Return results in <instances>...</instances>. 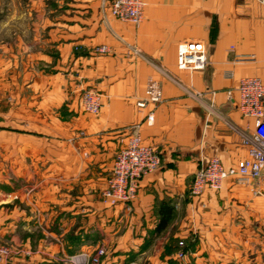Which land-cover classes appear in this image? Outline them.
<instances>
[{"label":"crops","instance_id":"obj_1","mask_svg":"<svg viewBox=\"0 0 264 264\" xmlns=\"http://www.w3.org/2000/svg\"><path fill=\"white\" fill-rule=\"evenodd\" d=\"M110 2L21 0L15 7L36 14L0 20V193L20 201L8 222L23 227L37 216L39 230L53 233L62 255L36 264L100 248L102 264H264V196L233 179L221 191L190 193L205 162L232 168L248 157L243 136L254 124L239 110L237 89L248 77L264 83V5L144 0L136 26L114 18ZM187 42L205 45L203 71L178 69ZM150 79L163 91L153 126V106L137 107ZM89 89L102 95L98 116L80 106ZM136 126L161 165L127 210L101 196Z\"/></svg>","mask_w":264,"mask_h":264},{"label":"built area","instance_id":"obj_2","mask_svg":"<svg viewBox=\"0 0 264 264\" xmlns=\"http://www.w3.org/2000/svg\"><path fill=\"white\" fill-rule=\"evenodd\" d=\"M264 5V0H257ZM111 15L119 21L130 22L136 26L145 19L146 5L144 0H111ZM99 53H106V47L99 48ZM231 53H234L232 48ZM236 63L255 61L253 56H235ZM208 64L207 51L204 44L199 42L180 43L178 47V69L181 71H203ZM239 93V110L243 117L253 121L254 130L250 135L243 136V144L248 146V157L241 160L236 167L226 168L218 158L210 159L202 164L190 185L193 197H201L206 190L221 191L228 179H233L238 185L249 188L255 196H264V83L257 77L241 79L237 89ZM232 98L231 93L228 95ZM82 109L93 116H98L103 107L102 95L95 90H85L79 99ZM163 103V91L160 83L150 79L146 86L145 98L137 103L143 112L149 105L154 110L146 117L148 126H153L155 110ZM161 165L160 153L153 147L143 143L140 126L133 128L126 144L118 152L111 175L106 182V189L102 192V200L106 204L116 207L124 205L131 210V204L137 197L140 181L147 175L159 169ZM6 201L12 195L5 197ZM183 246V243H180ZM8 251H0L8 255ZM105 255L101 248L95 255H76L70 258L73 264H100ZM184 253L178 258L183 259Z\"/></svg>","mask_w":264,"mask_h":264},{"label":"rangeland","instance_id":"obj_3","mask_svg":"<svg viewBox=\"0 0 264 264\" xmlns=\"http://www.w3.org/2000/svg\"><path fill=\"white\" fill-rule=\"evenodd\" d=\"M16 1L19 2L21 0H0V20L5 16H27V14L33 16L36 14L37 8L15 7V5L17 6V4L14 3ZM10 194L11 193L5 192L0 193V251H8V255H2L3 259L0 261V264H24L25 262H27V264H36L38 261H41L39 259L41 256L45 257L46 260L55 261L54 258L56 257L58 260V256H60L61 253H59V250L54 244L56 240L52 238L53 233L39 230L41 228H39L37 216H32L28 225H23V227H21V225H15L14 222L13 224L8 222L10 219L9 207L14 208V206H20V201L16 200L13 195L12 199L8 201L4 200L6 199L5 197ZM11 227L13 228L11 229ZM26 236L28 237L25 238ZM179 253H181V251ZM182 253L185 254L184 251H182ZM80 254L85 253L80 252L71 257ZM71 257L67 259L66 263L62 262V264H73L70 262ZM38 264H52V262L45 261L39 262Z\"/></svg>","mask_w":264,"mask_h":264},{"label":"trees","instance_id":"obj_4","mask_svg":"<svg viewBox=\"0 0 264 264\" xmlns=\"http://www.w3.org/2000/svg\"><path fill=\"white\" fill-rule=\"evenodd\" d=\"M168 220H169V217L166 216V217L164 218V220H163L162 227H165V226L167 225ZM179 245H180V244H179ZM100 264H102V261H101Z\"/></svg>","mask_w":264,"mask_h":264}]
</instances>
